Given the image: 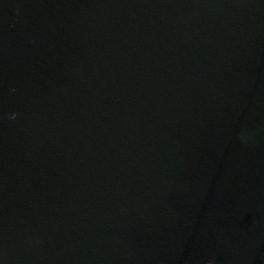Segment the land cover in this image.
Wrapping results in <instances>:
<instances>
[{
  "label": "water",
  "instance_id": "1",
  "mask_svg": "<svg viewBox=\"0 0 264 264\" xmlns=\"http://www.w3.org/2000/svg\"><path fill=\"white\" fill-rule=\"evenodd\" d=\"M0 264H264V0H0Z\"/></svg>",
  "mask_w": 264,
  "mask_h": 264
}]
</instances>
